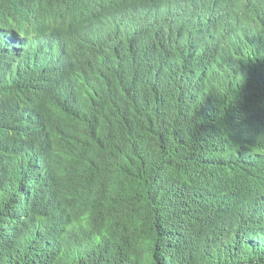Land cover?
I'll use <instances>...</instances> for the list:
<instances>
[{"label": "trees", "instance_id": "obj_1", "mask_svg": "<svg viewBox=\"0 0 264 264\" xmlns=\"http://www.w3.org/2000/svg\"><path fill=\"white\" fill-rule=\"evenodd\" d=\"M157 1L0 0V264H264V0Z\"/></svg>", "mask_w": 264, "mask_h": 264}, {"label": "clouds", "instance_id": "obj_2", "mask_svg": "<svg viewBox=\"0 0 264 264\" xmlns=\"http://www.w3.org/2000/svg\"><path fill=\"white\" fill-rule=\"evenodd\" d=\"M169 0H159L157 2L150 3L148 5H144L148 10L151 9L153 6L157 5L158 3H167ZM166 8V7H165ZM164 8V9H165ZM90 181H87L86 183L82 184L78 181L75 174L71 171L67 176L66 179L61 186L63 189H66L68 191L72 192H85L90 187Z\"/></svg>", "mask_w": 264, "mask_h": 264}]
</instances>
